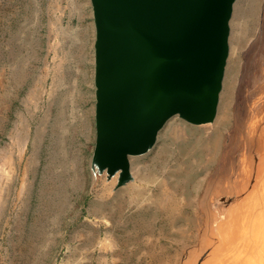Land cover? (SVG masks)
Returning <instances> with one entry per match:
<instances>
[{
  "label": "rangeland",
  "instance_id": "rangeland-1",
  "mask_svg": "<svg viewBox=\"0 0 264 264\" xmlns=\"http://www.w3.org/2000/svg\"><path fill=\"white\" fill-rule=\"evenodd\" d=\"M41 2L0 0V264H264V0L234 4L224 126L172 116L121 186L92 162L93 5Z\"/></svg>",
  "mask_w": 264,
  "mask_h": 264
},
{
  "label": "water",
  "instance_id": "water-1",
  "mask_svg": "<svg viewBox=\"0 0 264 264\" xmlns=\"http://www.w3.org/2000/svg\"><path fill=\"white\" fill-rule=\"evenodd\" d=\"M96 25L93 168L131 179L174 115L215 120L236 0H91Z\"/></svg>",
  "mask_w": 264,
  "mask_h": 264
},
{
  "label": "bare ground",
  "instance_id": "bare-ground-1",
  "mask_svg": "<svg viewBox=\"0 0 264 264\" xmlns=\"http://www.w3.org/2000/svg\"><path fill=\"white\" fill-rule=\"evenodd\" d=\"M245 1H250V0H245ZM259 2H260V0H254V6L253 7H251V11H250V13H248V14H255V12H254V10H256L257 8H258V4H259ZM264 7V6H263ZM264 11V10H263ZM264 13V12H263ZM263 16V15H262ZM263 21V20H262ZM264 25V24H263ZM262 28V27H261ZM261 32H262V30H260ZM256 48H258V47H256ZM235 61L236 60H234L233 62V64H235ZM232 71L234 70V66L232 65ZM229 83V86H231V82L229 81L228 82ZM227 83V84H228ZM225 86H227V85H225ZM229 88L230 87H226V90L227 91H229ZM225 110H226V107L225 106H222L221 107V109L219 108V112H218V114L220 113V116L218 117V120L216 121V123H215V125H214V127H212V130H214V131H218L222 126H224V125H222L223 123H222V121H226V119H228L227 118V116H228V113H226L225 112ZM160 132V131H159ZM158 135H159V133H158ZM119 174V173H118ZM118 177H119V175H118Z\"/></svg>",
  "mask_w": 264,
  "mask_h": 264
},
{
  "label": "crops",
  "instance_id": "crops-1",
  "mask_svg": "<svg viewBox=\"0 0 264 264\" xmlns=\"http://www.w3.org/2000/svg\"><path fill=\"white\" fill-rule=\"evenodd\" d=\"M42 1V0H41ZM51 0H44V2H41L43 3V6H41V10H42V18H46V25H48V20L50 19V6L48 5V3L50 2ZM87 1V0H86ZM92 3V1L90 0V4Z\"/></svg>",
  "mask_w": 264,
  "mask_h": 264
}]
</instances>
